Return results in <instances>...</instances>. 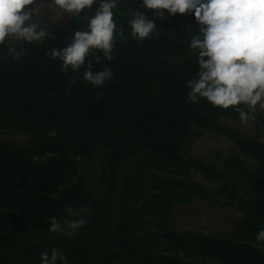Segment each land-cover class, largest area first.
<instances>
[{
	"label": "trees",
	"instance_id": "obj_1",
	"mask_svg": "<svg viewBox=\"0 0 264 264\" xmlns=\"http://www.w3.org/2000/svg\"><path fill=\"white\" fill-rule=\"evenodd\" d=\"M133 2L122 0L117 23L126 25L128 7L145 11ZM155 22L158 36L138 43L126 30L113 61H94L114 73L100 99L84 66L62 72L45 55L86 21L68 16L50 38L19 44V61L0 48V129L28 138L0 139V264H40L53 247L69 264H264L255 239L264 228V111L250 134L232 126L242 124L234 111L189 102L194 19ZM205 134L229 142L230 153L195 156ZM217 196L236 210L230 235L173 228L176 207ZM68 205L89 209L86 225L73 236L49 232Z\"/></svg>",
	"mask_w": 264,
	"mask_h": 264
},
{
	"label": "clouds",
	"instance_id": "obj_2",
	"mask_svg": "<svg viewBox=\"0 0 264 264\" xmlns=\"http://www.w3.org/2000/svg\"><path fill=\"white\" fill-rule=\"evenodd\" d=\"M122 0H0V48L19 61L27 49L19 44L41 43L51 37L44 20L45 11L56 16L86 21L74 30L62 48L52 47L45 55L61 62V71L78 72L84 66L83 80L103 96L102 86L114 76L110 67L94 69L101 57L113 61L117 40L131 38L142 43L160 29L156 20L192 16L195 30L188 38V49L195 55L197 70L185 81L188 101H205L213 108L231 110L247 125L264 111V0H134L139 8H127L125 24L117 23ZM93 5L95 10L93 11ZM151 11L152 19L147 12ZM92 12L91 15L88 13ZM5 53H0V59ZM87 207H65V217L49 218L48 231L73 236L88 221ZM255 239L264 241V228ZM69 264L67 256L53 247L40 253V264Z\"/></svg>",
	"mask_w": 264,
	"mask_h": 264
},
{
	"label": "rangeland",
	"instance_id": "obj_3",
	"mask_svg": "<svg viewBox=\"0 0 264 264\" xmlns=\"http://www.w3.org/2000/svg\"><path fill=\"white\" fill-rule=\"evenodd\" d=\"M68 16H56L54 11H45L44 20L49 29H58L64 25ZM232 126L244 129L248 133L253 132L251 125L231 123ZM0 139L10 141L14 144L25 146L28 138L21 134H7L0 129ZM193 153L200 158L211 160L213 152L230 153L232 146L223 138L208 136L197 141L193 145ZM222 195V193H221ZM225 198L217 196L210 199H198L190 205L176 207L170 216V221L176 231H197L205 234L230 235L234 221L238 218L236 210L227 205H222Z\"/></svg>",
	"mask_w": 264,
	"mask_h": 264
}]
</instances>
